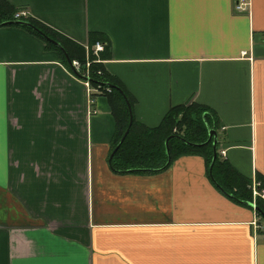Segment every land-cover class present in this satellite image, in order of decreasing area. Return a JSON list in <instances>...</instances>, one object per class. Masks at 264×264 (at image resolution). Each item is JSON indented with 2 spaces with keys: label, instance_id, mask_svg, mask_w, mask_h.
Instances as JSON below:
<instances>
[{
  "label": "crops",
  "instance_id": "obj_1",
  "mask_svg": "<svg viewBox=\"0 0 264 264\" xmlns=\"http://www.w3.org/2000/svg\"><path fill=\"white\" fill-rule=\"evenodd\" d=\"M4 1L86 60L102 41L96 63L136 126L206 112L217 158L264 203V0ZM83 81L42 40L0 27V264H264L262 219L219 191L206 158L110 169L115 118L92 87L88 106Z\"/></svg>",
  "mask_w": 264,
  "mask_h": 264
},
{
  "label": "trees",
  "instance_id": "obj_2",
  "mask_svg": "<svg viewBox=\"0 0 264 264\" xmlns=\"http://www.w3.org/2000/svg\"><path fill=\"white\" fill-rule=\"evenodd\" d=\"M16 13V9L4 0H0V27H3L5 23L14 21L13 17ZM23 21L30 23L49 39L60 44L71 62L77 61L81 64V72L85 71L86 56L83 48L73 42L67 41L32 18H27ZM21 29L42 40L46 48L56 51L61 56L62 62L69 67L63 54L53 45L43 40L32 30L27 28ZM99 42L103 43L102 41ZM88 60L91 62L88 69V78H84L90 81L89 83L92 88H95L102 96L107 98L112 115L115 118L114 150L129 125V111L124 97L129 104L132 102L119 82L105 72L102 64L96 63L92 52L89 53ZM107 86L117 87L121 92ZM202 111L197 106H182L171 109L161 124L151 130L136 126L132 121L128 135L109 162L110 169L118 174H129V171L134 170H147L150 172H134L133 174L152 175L164 172L177 159L191 155H200L206 158V165L209 169L212 162V146L211 141L209 143L207 141L208 132L211 130V127L208 123V117H206L207 113ZM166 142L170 157L168 166L166 165L168 158L165 149ZM210 175H212L214 182L223 193L228 197L231 196L229 199L232 201L238 204L253 202L251 184L248 180L235 173L227 163L217 158ZM253 203L264 213V203L262 200L256 199Z\"/></svg>",
  "mask_w": 264,
  "mask_h": 264
},
{
  "label": "water",
  "instance_id": "obj_3",
  "mask_svg": "<svg viewBox=\"0 0 264 264\" xmlns=\"http://www.w3.org/2000/svg\"><path fill=\"white\" fill-rule=\"evenodd\" d=\"M3 26H15V27L27 28V29L32 30L34 33H36L38 36H40L43 40H45L46 42L50 43L57 50H59L63 54V56H64V58H65V60H66V62L68 64V66H70L72 68L71 60L68 58V55L66 54V52L64 51V49L60 46V44H58L57 42L49 39L40 30H38L35 27H33L30 23H28L26 21H12V22H8V23L3 24ZM72 71L74 72V74L76 76L79 77V75L73 70V68H72ZM85 80L88 81L87 79H85ZM107 87L108 88H111V89H115L118 92H121V90L118 89L117 87H114V86H107ZM124 101L126 103V106L128 108V111H129V125H128V128H127L124 136L120 140L119 144L112 151V153H111V155L109 157V162L111 161L113 155L116 153L117 149L123 143V141L125 140L126 136L128 135L129 129H130V126H131V123H132V115H131L130 104H129V102L127 101V99L125 97H124ZM210 141H212V143H211V146H212V162H211V164L209 166V172H211L212 167H213V164H214L215 160L217 159V146H216L217 145V136H216V133L214 131H211V130L208 132V141H207V143H209ZM187 145H190V144H187ZM165 149H166V154L168 156V158H167V164L166 165L168 166L169 165V162H170V157H169V154H168L167 142L165 144ZM131 172L132 173H134V172H142V173H144V172H150V171H147V170H134V171H129L128 173L130 174ZM216 187L219 189V191L221 193H223V191L220 189L219 186L216 185ZM225 196H227V195H225ZM229 197H231V196H229ZM242 203H243L242 205L248 206L249 208L253 209L254 212L264 221V213L255 205V203H253V202H242Z\"/></svg>",
  "mask_w": 264,
  "mask_h": 264
},
{
  "label": "built area",
  "instance_id": "obj_4",
  "mask_svg": "<svg viewBox=\"0 0 264 264\" xmlns=\"http://www.w3.org/2000/svg\"><path fill=\"white\" fill-rule=\"evenodd\" d=\"M244 7V4L242 3L241 5H237V10L241 11L240 9ZM27 18H30L29 13L25 12V11H20L17 12L14 17L13 20L14 21H23L26 20ZM104 50V45L101 43H96L93 47V55L96 57L99 53H101ZM91 62L87 59L86 63H85V71L81 72V64L78 63L77 61H72V68L73 70L77 73L82 75L85 78H88V69L90 66ZM83 84L85 86V90H86V94H87V104L88 106H90L93 101L91 100V92L93 91L90 83L88 81H83ZM87 113L90 114V110H87ZM220 155L222 157L225 156V152H221ZM263 195H261L262 198H264V185H263Z\"/></svg>",
  "mask_w": 264,
  "mask_h": 264
},
{
  "label": "rangeland",
  "instance_id": "obj_5",
  "mask_svg": "<svg viewBox=\"0 0 264 264\" xmlns=\"http://www.w3.org/2000/svg\"><path fill=\"white\" fill-rule=\"evenodd\" d=\"M255 191H256V193H259V191H257V190H255ZM260 192H261V191H260ZM262 192H263V191H262ZM262 192L260 193V195H263ZM253 202H254V199H253ZM261 225H262V227L264 228V221H262V224H261Z\"/></svg>",
  "mask_w": 264,
  "mask_h": 264
}]
</instances>
